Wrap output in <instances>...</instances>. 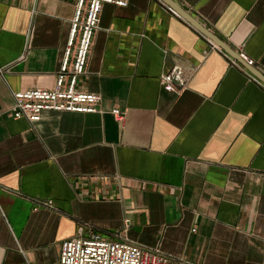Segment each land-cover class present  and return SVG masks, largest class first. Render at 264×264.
Masks as SVG:
<instances>
[{
  "label": "crops",
  "instance_id": "crops-1",
  "mask_svg": "<svg viewBox=\"0 0 264 264\" xmlns=\"http://www.w3.org/2000/svg\"><path fill=\"white\" fill-rule=\"evenodd\" d=\"M170 1L264 75V0ZM77 3L0 0V264H60L80 228L183 264H264V84L163 0L103 6L77 84L98 112L13 117L14 92L55 87ZM174 67L187 85L167 92Z\"/></svg>",
  "mask_w": 264,
  "mask_h": 264
},
{
  "label": "built area",
  "instance_id": "built-area-1",
  "mask_svg": "<svg viewBox=\"0 0 264 264\" xmlns=\"http://www.w3.org/2000/svg\"><path fill=\"white\" fill-rule=\"evenodd\" d=\"M130 0H78L77 10L72 21L70 38L63 63L52 89H32L14 92L13 117L36 124L43 113L73 112L92 114L98 112L101 96L81 91L78 80L87 73L94 37L99 27L100 16L105 4L127 7ZM30 39V35L28 36ZM212 49L222 51L210 40ZM161 84L167 92H180L187 85L183 70L172 68L161 77ZM117 121L122 122L125 114L118 108L112 110ZM54 209L53 200L39 201L35 208ZM196 230H193L195 232ZM60 264H183L175 262L159 248H144L126 237L109 239L99 232L84 236L80 228L76 236L62 243Z\"/></svg>",
  "mask_w": 264,
  "mask_h": 264
},
{
  "label": "water",
  "instance_id": "water-1",
  "mask_svg": "<svg viewBox=\"0 0 264 264\" xmlns=\"http://www.w3.org/2000/svg\"><path fill=\"white\" fill-rule=\"evenodd\" d=\"M167 3L174 11H176L180 16H182L187 22H189L194 28H196L201 34H203L206 38H208L212 43L218 46L223 51H226L228 54L234 57L235 60L241 62V64L251 73L253 74L258 80H260L264 84V75L259 72L255 67L243 62L239 56L234 54L226 44L219 39L216 35L212 34L207 28H205L202 24L196 21L193 17L188 15L184 10L179 9L172 3L170 0H163Z\"/></svg>",
  "mask_w": 264,
  "mask_h": 264
}]
</instances>
